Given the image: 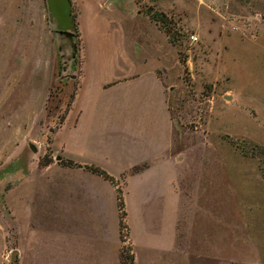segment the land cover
Wrapping results in <instances>:
<instances>
[{
    "label": "rangeland",
    "instance_id": "rangeland-1",
    "mask_svg": "<svg viewBox=\"0 0 264 264\" xmlns=\"http://www.w3.org/2000/svg\"><path fill=\"white\" fill-rule=\"evenodd\" d=\"M134 2L153 22L149 13H165L156 23L176 48V248L162 262L264 264V0L114 5ZM66 54L47 0H0V264H24V236L55 230L29 175L62 157L51 144L79 69ZM124 221L121 264H136Z\"/></svg>",
    "mask_w": 264,
    "mask_h": 264
},
{
    "label": "crops",
    "instance_id": "crops-1",
    "mask_svg": "<svg viewBox=\"0 0 264 264\" xmlns=\"http://www.w3.org/2000/svg\"><path fill=\"white\" fill-rule=\"evenodd\" d=\"M70 1L79 41L70 57L79 69L51 144L62 159L29 175L37 206H51L56 226L24 236V264H121L118 188L136 264H166L176 248L177 130L169 102L176 48L135 2L123 9L113 0Z\"/></svg>",
    "mask_w": 264,
    "mask_h": 264
},
{
    "label": "water",
    "instance_id": "water-1",
    "mask_svg": "<svg viewBox=\"0 0 264 264\" xmlns=\"http://www.w3.org/2000/svg\"><path fill=\"white\" fill-rule=\"evenodd\" d=\"M117 2L119 0H113ZM48 10L50 12V22L54 26L55 30L59 33V38L71 51H76L75 39L76 27L74 16L72 13V6L70 0H47ZM33 152H37L38 149L34 145H30ZM61 157L58 158L60 160Z\"/></svg>",
    "mask_w": 264,
    "mask_h": 264
},
{
    "label": "trees",
    "instance_id": "trees-1",
    "mask_svg": "<svg viewBox=\"0 0 264 264\" xmlns=\"http://www.w3.org/2000/svg\"><path fill=\"white\" fill-rule=\"evenodd\" d=\"M149 16L155 21L157 22L158 24H161L162 27H164L163 25H167L166 23V20H165V13L163 12H151L149 13ZM169 33V31L167 32ZM171 39V37H170ZM76 48H77V51H76V55L78 56L79 54V41L77 40V43H76ZM46 161L44 162L43 165H48L50 163L53 162V159L51 157H46ZM62 164L64 165H67V166H75V163L72 162V161H69V160H62L61 161ZM90 170H92L93 172L97 173V174H100L102 176H104L105 178L115 182V179L113 177H111L107 172L103 171L102 169L100 168H97V167H88ZM118 201H119V210H120V216H121V223H120V226H121V230L123 229V227H127L126 224L124 223L125 219H126V211H125V202H124V196H123V191L121 188H118ZM122 233V231H121ZM123 236V234H122ZM125 240V239H124ZM124 253L125 251L123 250L122 251V262H123V258L125 257L124 256ZM131 259H134L133 256H131Z\"/></svg>",
    "mask_w": 264,
    "mask_h": 264
},
{
    "label": "flooded vegetation",
    "instance_id": "flooded-vegetation-1",
    "mask_svg": "<svg viewBox=\"0 0 264 264\" xmlns=\"http://www.w3.org/2000/svg\"><path fill=\"white\" fill-rule=\"evenodd\" d=\"M65 56V58H67V62H65L66 64H68V63H70L71 64V62L72 63H74L75 61H76V59H72V57H69L67 54L66 55H64ZM73 60V61H72ZM71 66V65H70ZM69 66V67H70Z\"/></svg>",
    "mask_w": 264,
    "mask_h": 264
}]
</instances>
